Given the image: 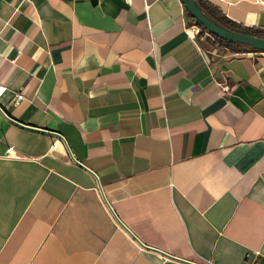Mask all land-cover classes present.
<instances>
[{
    "label": "crops",
    "instance_id": "0c3cea01",
    "mask_svg": "<svg viewBox=\"0 0 264 264\" xmlns=\"http://www.w3.org/2000/svg\"><path fill=\"white\" fill-rule=\"evenodd\" d=\"M0 89V264H264V50L183 0H0Z\"/></svg>",
    "mask_w": 264,
    "mask_h": 264
},
{
    "label": "water",
    "instance_id": "95a60500",
    "mask_svg": "<svg viewBox=\"0 0 264 264\" xmlns=\"http://www.w3.org/2000/svg\"><path fill=\"white\" fill-rule=\"evenodd\" d=\"M183 1L185 3L186 8L192 13V15L211 32L230 41L248 43L252 45L254 48H256V50L257 49L264 50V37L245 31H235L228 29L222 26L221 24L217 23L216 21L211 19L206 13H204L197 0H183ZM0 109L5 113V111L1 106ZM113 212L117 217V219H119V217L117 216L114 210ZM119 221L124 225V223L120 219ZM132 234L137 238V236L134 233Z\"/></svg>",
    "mask_w": 264,
    "mask_h": 264
},
{
    "label": "trees",
    "instance_id": "16d2710c",
    "mask_svg": "<svg viewBox=\"0 0 264 264\" xmlns=\"http://www.w3.org/2000/svg\"><path fill=\"white\" fill-rule=\"evenodd\" d=\"M190 16L196 21V23H198L202 28L203 30H206L210 33V35L213 37L215 43L221 45V46H228V47H233V48H238V47H247V48H252V49H256L254 48L252 45L248 44V43H244V42H237V41H230V40H227L213 32H211L210 30H208L204 25H202V23H200L193 15L192 13L188 10ZM227 26H229L231 29H234V30H238V31H244V30H247L248 28H245L241 25H238L234 22L228 24ZM250 30V29H249ZM251 33L255 34V35H258V36H262L264 37V31H252L250 30ZM258 50V49H257Z\"/></svg>",
    "mask_w": 264,
    "mask_h": 264
},
{
    "label": "built area",
    "instance_id": "2783aa9c",
    "mask_svg": "<svg viewBox=\"0 0 264 264\" xmlns=\"http://www.w3.org/2000/svg\"><path fill=\"white\" fill-rule=\"evenodd\" d=\"M199 30V29H198ZM3 91V89H0V93ZM24 97V94L23 93H17L16 96L14 97V102L15 103H18L19 100H21L22 98Z\"/></svg>",
    "mask_w": 264,
    "mask_h": 264
}]
</instances>
